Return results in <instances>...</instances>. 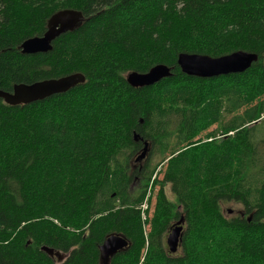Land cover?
<instances>
[{
    "label": "trees",
    "instance_id": "trees-1",
    "mask_svg": "<svg viewBox=\"0 0 264 264\" xmlns=\"http://www.w3.org/2000/svg\"><path fill=\"white\" fill-rule=\"evenodd\" d=\"M63 9L79 10L81 25L23 54ZM239 50L258 55L240 73L200 78L177 64L183 52ZM263 59L264 0H0V89L86 78L30 104L0 98V264H100L111 234L130 246L110 264H264V140L252 123L264 116ZM159 63L172 75L127 82ZM144 142L146 161L130 169ZM182 216L181 251L170 253ZM43 246L68 257L58 263Z\"/></svg>",
    "mask_w": 264,
    "mask_h": 264
},
{
    "label": "water",
    "instance_id": "water-1",
    "mask_svg": "<svg viewBox=\"0 0 264 264\" xmlns=\"http://www.w3.org/2000/svg\"><path fill=\"white\" fill-rule=\"evenodd\" d=\"M83 21V15L79 10L63 9L54 13L47 22V29L41 36H34L24 40L19 48L23 54H36L52 50L53 41L61 34L77 29ZM258 60V55L253 52L239 50L223 56L212 57L200 53H180L177 59L182 72L190 76L200 78H213L220 75L243 72L250 68ZM264 65V60H263ZM170 67L159 63L151 67L147 72L131 71L126 75L127 82L133 87L153 85L163 78L172 75ZM84 74L78 72L58 78L44 79L31 84H15L12 91L0 89V98L9 105H25L37 100L45 99L53 94L66 92L76 85L85 82ZM138 140L139 136L134 135ZM148 142H144L143 148L136 160H142L148 151ZM184 217L182 216L172 227L167 236V245L171 253H175L182 241ZM130 246L129 240L121 234H111L106 237L99 246L100 264H110L111 258ZM42 251L51 258L57 257L58 262L66 259L68 254H61L43 246Z\"/></svg>",
    "mask_w": 264,
    "mask_h": 264
},
{
    "label": "rangeland",
    "instance_id": "rangeland-1",
    "mask_svg": "<svg viewBox=\"0 0 264 264\" xmlns=\"http://www.w3.org/2000/svg\"><path fill=\"white\" fill-rule=\"evenodd\" d=\"M233 116V115H232ZM231 115H229V116H227L226 117V120H229L231 117H232ZM213 128V127H212ZM255 133H256V137H257V140H264V120L262 121V122H260V123H258L257 125H256V129H255ZM204 134V133H203ZM149 157H151V159H152V163H151V166H154L155 164H158L160 161H161V156L159 155V154H155V155H150V156H148V158ZM132 158H133V162H132V164H131V160H132ZM131 158V160H130V165H129V168L130 169H132V167H133V165H135V164H140V163H143V162H145V161H142V162H138L137 160V162L135 161V159H136V156H134V157H132ZM158 166H159V164H158ZM157 166V167H158ZM136 169H133L132 171H135ZM131 171V170H130ZM257 173V172H256ZM139 186V180H135L134 182L132 181V183H131V189H132V191L133 190H135L137 187ZM165 192H166V194H167V196L170 198V199H172V200H174V196H173V193H172V191H171V185H167L166 187H165ZM143 209H146L147 208V205L146 204H144L143 206ZM223 208L225 209V210H227V211H229L230 212V214L231 215H233L235 212H237L238 210H240L241 208H242V206H241V204H239V203H236V202H228V203H226L224 206H223ZM234 210V211H233ZM228 212V213H229ZM152 217H153V210H151L150 211V223L149 224H146L145 225V234H146V237L148 238V236H149V233H150V231L152 230V226H151V219H152ZM170 233V232H169ZM168 233V234H169ZM168 234H167V236H168ZM167 238V237H166ZM166 238H165V243H166ZM166 245H167V243H166ZM181 251V249H178L177 250V252L179 253ZM143 255H142V260H143V256L145 255V252H146V250L144 249L143 250ZM176 252V253H177ZM141 264V263H140Z\"/></svg>",
    "mask_w": 264,
    "mask_h": 264
},
{
    "label": "bare ground",
    "instance_id": "bare-ground-1",
    "mask_svg": "<svg viewBox=\"0 0 264 264\" xmlns=\"http://www.w3.org/2000/svg\"><path fill=\"white\" fill-rule=\"evenodd\" d=\"M258 61V60H257ZM256 62V61H255ZM264 66V65H263ZM247 70V69H246ZM244 72V71H243ZM237 73H240V72H237ZM229 74H231V73H229ZM224 75H228V74H224ZM190 76V75H189ZM221 76V75H220ZM219 77V76H218ZM135 134H137V133H135ZM134 134V135H135ZM138 136H139V134H137ZM139 138L142 140V137H140L139 136ZM139 140V139H138ZM138 140H136V141H138ZM46 247V246H45ZM47 248H49V247H47ZM49 249H51V250H53L54 252H58V253H61V254H66V253H64V252H61V251H58V250H54V249H52V248H49Z\"/></svg>",
    "mask_w": 264,
    "mask_h": 264
},
{
    "label": "flooded vegetation",
    "instance_id": "flooded-vegetation-1",
    "mask_svg": "<svg viewBox=\"0 0 264 264\" xmlns=\"http://www.w3.org/2000/svg\"><path fill=\"white\" fill-rule=\"evenodd\" d=\"M238 213H241V210H239Z\"/></svg>",
    "mask_w": 264,
    "mask_h": 264
}]
</instances>
